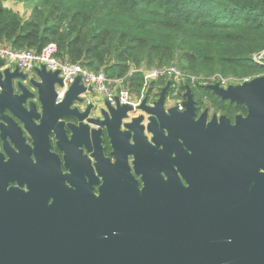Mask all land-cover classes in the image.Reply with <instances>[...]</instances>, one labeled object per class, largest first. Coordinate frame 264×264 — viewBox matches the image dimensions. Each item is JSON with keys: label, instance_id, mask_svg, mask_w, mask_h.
<instances>
[{"label": "water", "instance_id": "obj_1", "mask_svg": "<svg viewBox=\"0 0 264 264\" xmlns=\"http://www.w3.org/2000/svg\"><path fill=\"white\" fill-rule=\"evenodd\" d=\"M5 66L0 58L1 85L26 79ZM34 73L40 124L14 116L32 135L54 132L60 145L59 120L78 118L71 106L96 94L78 77L56 104L60 72L39 65ZM171 85L136 109L100 101L104 121H91L107 125L114 162L98 194L78 181L0 200V264H264V75L208 87L246 107L234 124L226 115L209 121L208 109L198 116L190 88L183 111L167 108Z\"/></svg>", "mask_w": 264, "mask_h": 264}, {"label": "trees", "instance_id": "obj_2", "mask_svg": "<svg viewBox=\"0 0 264 264\" xmlns=\"http://www.w3.org/2000/svg\"><path fill=\"white\" fill-rule=\"evenodd\" d=\"M0 0V45L57 56L109 79H124L132 94L158 96L168 80L147 83L143 70L175 65L196 76L254 79L264 66V0H14L31 8L25 19ZM169 96L185 98L186 85ZM198 106L234 119L243 105L222 100L208 87H190Z\"/></svg>", "mask_w": 264, "mask_h": 264}, {"label": "flooded vegetation", "instance_id": "obj_3", "mask_svg": "<svg viewBox=\"0 0 264 264\" xmlns=\"http://www.w3.org/2000/svg\"><path fill=\"white\" fill-rule=\"evenodd\" d=\"M22 73L27 76L26 79H15L11 83L12 86L8 82L3 85L0 83V200L7 199L6 197L16 191L23 194L33 191L42 193L47 192L49 187H72L78 181L93 184L98 194L104 176L109 174L107 160L114 162L107 125H97L91 121H104L103 100L95 103L92 97L84 96L80 97L83 99L82 103L71 106L70 109L76 110L78 118L59 120V123H63L56 125L60 132L59 145L54 132L50 133L49 139H45L42 135H32L25 129L22 120L29 128L40 124L36 119L42 106L39 103V90L33 84V81H38V77L34 72ZM4 79L1 77L0 82ZM57 93L56 104L65 97L59 89ZM89 106H92L91 109H88ZM206 109L209 110L210 121L216 114L211 116L210 109ZM88 110V116L81 120L80 115L86 114ZM200 111L201 108L198 109V116L202 113ZM229 119L235 123V118ZM125 123L126 121L122 123L121 131L126 130ZM97 157L101 164L98 170L95 167ZM174 157L175 154L172 159ZM130 161L132 162L131 158ZM146 168L152 167L148 165L142 167V170ZM136 178L143 186L142 176Z\"/></svg>", "mask_w": 264, "mask_h": 264}, {"label": "built area", "instance_id": "obj_4", "mask_svg": "<svg viewBox=\"0 0 264 264\" xmlns=\"http://www.w3.org/2000/svg\"><path fill=\"white\" fill-rule=\"evenodd\" d=\"M0 58L6 60L4 68L18 67L20 71L25 73H33L39 65H45L50 71H59L63 79L64 88L59 91L63 95L68 88L75 82L76 78L81 77L84 85L92 87L96 96L92 97L96 100H106L112 106H116L117 102L121 105H130L135 109L144 100L137 98L125 87L124 79H109L103 70L98 72L90 71L84 68L79 63H73L68 60H63L57 56V46L50 44L40 53H35L32 50H16L7 44L0 45ZM254 60L258 65L264 66V51L255 55ZM145 81H157L160 79L174 82L173 86L186 85L190 87H209L218 84L222 88H228L231 85H240L252 80L251 78H238L233 76H223L214 74L211 76H196L183 72L179 67L172 65L164 68H156L151 70H143ZM147 92L144 90L141 94ZM148 93V92H147ZM174 95H178L175 93ZM85 97H91L89 94ZM91 98V99H92ZM185 98L180 97L177 106L180 111H183V102ZM153 103V101H149ZM132 117V114H131Z\"/></svg>", "mask_w": 264, "mask_h": 264}, {"label": "rangeland", "instance_id": "obj_5", "mask_svg": "<svg viewBox=\"0 0 264 264\" xmlns=\"http://www.w3.org/2000/svg\"><path fill=\"white\" fill-rule=\"evenodd\" d=\"M27 6V9L29 8V5H26ZM25 6V7H26ZM27 9L25 8V11H23L22 13H19L23 18H27ZM148 92V91H147ZM147 92H145V93H143V94H132L134 97H139V98H142L143 97V99H145L147 96H148V98H149V101H156L157 99H158V97H159V95L158 96H150L149 97V95H148V93ZM180 100V97L177 95H171V96H169L168 95V100H167V103H166V106H167V108H170V107H173L174 105H176L177 103H178V101ZM94 102L95 103H98V100H94ZM206 108H209L210 109V111H211V116L213 115V114H216L217 116H222V115H224V114H221V113H218V112H216L213 108H211V107H209V106H207V105H205L204 107H202L201 108V111L200 112H203ZM141 114H143V113H141L140 111H138V112H136L135 114H132V117H138V116H140Z\"/></svg>", "mask_w": 264, "mask_h": 264}, {"label": "crops", "instance_id": "obj_6", "mask_svg": "<svg viewBox=\"0 0 264 264\" xmlns=\"http://www.w3.org/2000/svg\"><path fill=\"white\" fill-rule=\"evenodd\" d=\"M4 6L7 7V8H9V9H12V10L18 12V13H22L23 11H25V8L27 9L26 4H24V3H17L14 0H9V1L4 2ZM30 15H31V8H28L27 9V18Z\"/></svg>", "mask_w": 264, "mask_h": 264}]
</instances>
